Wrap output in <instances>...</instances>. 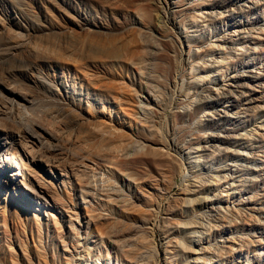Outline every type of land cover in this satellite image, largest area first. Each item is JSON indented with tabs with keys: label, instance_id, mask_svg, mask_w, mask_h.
I'll return each mask as SVG.
<instances>
[{
	"label": "rangeland",
	"instance_id": "374dc122",
	"mask_svg": "<svg viewBox=\"0 0 264 264\" xmlns=\"http://www.w3.org/2000/svg\"><path fill=\"white\" fill-rule=\"evenodd\" d=\"M206 212L264 264V0H0V264H194Z\"/></svg>",
	"mask_w": 264,
	"mask_h": 264
},
{
	"label": "bare ground",
	"instance_id": "6f19581e",
	"mask_svg": "<svg viewBox=\"0 0 264 264\" xmlns=\"http://www.w3.org/2000/svg\"><path fill=\"white\" fill-rule=\"evenodd\" d=\"M165 146L168 148L167 149L168 155H172V150L173 151H176L178 153H181V151H182V149L179 146H176L175 144L170 143L168 141L166 142ZM175 160L177 161V163H178L179 166L180 165L183 166L184 163H185L183 157H179V158L178 157L177 158L175 157ZM214 201H215V199L213 197H209V196L206 195V196H200L199 197V200H198V203L200 205H203L204 203H206V204L208 203V206L210 207L211 211L214 214H216L219 210H217L214 207ZM161 204H158L157 205V208L156 209L158 211L161 208ZM205 206H207V205H205ZM202 207H204V206H202ZM212 212H206V214H202L203 220H200L199 221L198 227L200 229L197 230L198 240H196V242H198V244H199V248H193L192 250L189 251L190 253L195 254V255L192 256V260L194 261V264H209V260H211V262H212V261H215V260H218L219 259V255H218L217 252H220V250L218 248H216V250L213 249L215 251L211 252V253L214 254L213 255L214 257H210L211 254H210V256L209 255H206L207 258L209 257V260L208 259H205L201 255V253H202L203 250H207V249L209 250V248H210L209 247V239H208V236L203 235V233H205V230H209L208 228L213 225L211 223L212 222L211 219H209V213L211 215H213ZM205 217H206V219H205ZM152 223L154 224L155 221H153ZM222 239H224V238H222ZM226 240H229V239L226 238ZM222 241H225V240H222ZM205 242H208V245L207 246L204 245ZM177 243L178 242L176 241V243L174 244V246L175 245L177 246ZM183 244H185V243H183ZM238 244H240V243H238ZM186 247H187V245L186 246L183 245V246L180 247V249L185 250ZM212 248H213V246H212ZM187 250H188V248L186 249V252H187ZM126 256L127 257H125L123 259V263H120L119 261H117L118 259L115 260L112 255H108V254H107L106 257L104 256L103 258L101 257L99 260L97 259V261L95 260L94 263L90 262L89 259L86 258V257H83L82 259L85 261L86 264H148V262H149L147 260L148 255L143 252V249L142 248H140L138 251H136L133 255H129L128 254ZM165 256H166V262H167L166 264H171L170 259L173 260L174 256H172V255L171 256H168V253L167 252H166V255ZM79 264H81V263H79ZM185 264H189V263H185ZM213 264H223V262L222 261L220 263L219 262H214Z\"/></svg>",
	"mask_w": 264,
	"mask_h": 264
}]
</instances>
